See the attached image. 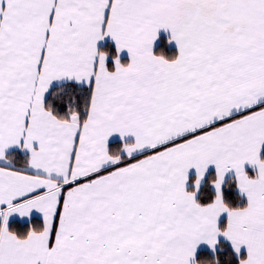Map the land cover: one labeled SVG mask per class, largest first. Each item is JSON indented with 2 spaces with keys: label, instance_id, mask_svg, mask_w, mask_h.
Masks as SVG:
<instances>
[{
  "label": "snow or ice",
  "instance_id": "obj_1",
  "mask_svg": "<svg viewBox=\"0 0 264 264\" xmlns=\"http://www.w3.org/2000/svg\"><path fill=\"white\" fill-rule=\"evenodd\" d=\"M0 264H264V0H0Z\"/></svg>",
  "mask_w": 264,
  "mask_h": 264
},
{
  "label": "trees",
  "instance_id": "obj_2",
  "mask_svg": "<svg viewBox=\"0 0 264 264\" xmlns=\"http://www.w3.org/2000/svg\"><path fill=\"white\" fill-rule=\"evenodd\" d=\"M112 45L108 42H103L100 47H111ZM153 51L158 53V54H163L165 56H171L175 54V49L167 42V37L160 35L158 36V39L156 40V43L154 44ZM117 143H112L110 145H113V148H115ZM19 159L22 160V157ZM34 220H37L35 218ZM16 221L12 220L10 221V224H15ZM15 227V225H13Z\"/></svg>",
  "mask_w": 264,
  "mask_h": 264
},
{
  "label": "crops",
  "instance_id": "obj_3",
  "mask_svg": "<svg viewBox=\"0 0 264 264\" xmlns=\"http://www.w3.org/2000/svg\"><path fill=\"white\" fill-rule=\"evenodd\" d=\"M160 35H163V36H166V37H167V36L169 35V33H167L165 30L161 29V30H159V33H158V36H160ZM103 42H108V43L111 44L110 38L106 37V38L104 39V41L98 42V46H100ZM155 43H156V41L154 42V44H155ZM169 44H170V45L175 49V51H176L174 41L171 42V43H169ZM121 58H122L123 60H126V58H127V54H126V52H123V53L121 54ZM118 142H119V137H118L117 135H113L112 137L109 138V143H110V144H112V143H118ZM11 151H17V150L12 149ZM209 171L211 172V171H213V169L210 168ZM32 215H33V219H35V218L39 219V214L36 213L35 211H33V214H32ZM12 220L16 221V218L13 217V218L11 219V221H12Z\"/></svg>",
  "mask_w": 264,
  "mask_h": 264
}]
</instances>
